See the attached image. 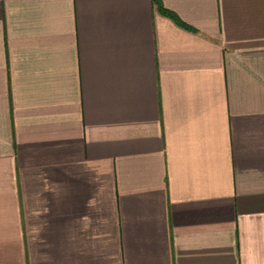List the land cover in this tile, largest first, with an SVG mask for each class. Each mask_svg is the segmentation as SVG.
<instances>
[{
  "label": "crops",
  "instance_id": "crops-1",
  "mask_svg": "<svg viewBox=\"0 0 264 264\" xmlns=\"http://www.w3.org/2000/svg\"><path fill=\"white\" fill-rule=\"evenodd\" d=\"M161 2L0 0V264H264V0Z\"/></svg>",
  "mask_w": 264,
  "mask_h": 264
},
{
  "label": "trees",
  "instance_id": "trees-1",
  "mask_svg": "<svg viewBox=\"0 0 264 264\" xmlns=\"http://www.w3.org/2000/svg\"><path fill=\"white\" fill-rule=\"evenodd\" d=\"M160 8H162V2H161V0H153ZM163 11L166 13V14H168V15H170V16H172L175 20H176V22H178L179 24H181V25H184L183 23H182V21H180V19L176 16V15H173L172 13H170V12H168V11H165V9L163 8Z\"/></svg>",
  "mask_w": 264,
  "mask_h": 264
}]
</instances>
